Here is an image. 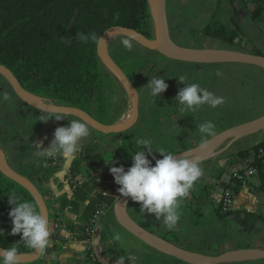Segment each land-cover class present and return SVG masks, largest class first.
Wrapping results in <instances>:
<instances>
[{
  "label": "crops",
  "instance_id": "obj_1",
  "mask_svg": "<svg viewBox=\"0 0 264 264\" xmlns=\"http://www.w3.org/2000/svg\"><path fill=\"white\" fill-rule=\"evenodd\" d=\"M252 8L251 0H166L169 35L175 43L185 47L233 49L264 55V11L254 18ZM211 18L219 19L229 29L237 28L238 36L226 41L203 35L201 32ZM124 39L132 43L131 51L121 43ZM106 48L138 91V119L123 135L106 136L85 119L69 116V119L86 122L91 135L83 141L81 151L74 158L60 157L58 166L50 160L35 157L32 142L43 141L45 145L55 129L67 126L69 121L54 118L47 123L39 121L40 110L23 102L11 82L0 72V157L37 187L48 210L50 246L39 264H91L87 253L90 244L101 264H119L121 258H124V264H131L127 259L130 254L138 256L144 264H186L154 251L139 240L124 242L125 247L117 243L112 232L118 229L121 236V230L126 231L113 214V204L120 195L112 205L105 203L107 210L93 227L92 236L82 232V226L86 224L82 206L100 191L103 178L108 177L114 182L109 171L113 164H132L130 152L138 147L135 144L138 139L149 138L154 154L162 158L155 150L177 153L199 144L202 138L196 127L204 122L206 114L217 120V126L222 118L228 124L225 128L263 114L264 70L238 62L199 64L168 58L152 64L143 46L129 37L115 38L107 42ZM217 69L222 72L221 76L215 74ZM157 75L165 76L169 85L161 98H153L146 86L150 78ZM179 75L187 77L186 83H199L224 97L225 104L217 108L204 105L180 117L174 98L185 84L178 81ZM5 92L10 97L8 100L2 99ZM122 114L118 120L122 119ZM262 140L264 129L228 140L201 161L204 175L182 203V216L176 230H167L162 221L143 213L139 203L132 200L127 204L129 215L154 233L166 234L168 241L195 252L218 254L247 248L264 250V188H260V176L258 172L244 179L231 176L232 171L243 170L254 160L251 151L244 158L238 157L237 152ZM88 144H97L100 151L114 153L112 162L87 173L89 165L83 156ZM68 169L74 178L81 180L75 190L68 182ZM86 183L92 190L83 199L82 206L75 208L71 202L77 198L79 190H84ZM226 188L232 189L233 199L229 211L222 212L219 203ZM54 223L57 227H53ZM106 238L118 249L106 246ZM226 264H264V259Z\"/></svg>",
  "mask_w": 264,
  "mask_h": 264
},
{
  "label": "trees",
  "instance_id": "obj_2",
  "mask_svg": "<svg viewBox=\"0 0 264 264\" xmlns=\"http://www.w3.org/2000/svg\"><path fill=\"white\" fill-rule=\"evenodd\" d=\"M251 3V14L255 18L264 11V3L261 0H251ZM111 26L132 28L151 38L149 0H0V64L11 70L27 92L55 105L77 107L101 123L113 124L116 120L112 116L114 105L120 101L124 104L125 89L97 54L98 38ZM77 32L95 33L97 39L83 43L75 37ZM201 33L226 41H232L239 34L237 28L229 29L216 18H211ZM66 38L71 40L70 45L64 42ZM143 50L152 64L166 59L145 46ZM105 135L120 136L123 132ZM260 148H264V140L240 149L236 155L244 158ZM84 149L83 159L89 165L87 173L106 165L115 155L100 151L97 144H88ZM120 165L127 169L131 163ZM251 165L260 176V188H264V156H255ZM101 181L100 191L86 206L81 203L92 190L88 183L71 202L75 208L83 207L86 224L82 232L85 234L96 208L101 203L112 205L120 195L117 184L111 179L105 177ZM12 192L37 204L27 188L0 170V229L5 230V235L0 236V247L15 246L18 254H30L34 250L24 246L21 234L11 235L8 195ZM262 220L264 222V218ZM161 237L168 240L166 234ZM47 251L48 248L44 254ZM44 254L25 264H39ZM92 263L101 264L97 258Z\"/></svg>",
  "mask_w": 264,
  "mask_h": 264
},
{
  "label": "clouds",
  "instance_id": "obj_3",
  "mask_svg": "<svg viewBox=\"0 0 264 264\" xmlns=\"http://www.w3.org/2000/svg\"><path fill=\"white\" fill-rule=\"evenodd\" d=\"M83 43H88L91 39H97L96 34L85 35L77 32L75 36ZM65 43L71 44L70 39H65ZM123 46L129 51L132 50V43L128 39L121 41ZM217 76L222 72L217 69ZM178 81L185 84L179 88L175 101L178 104L180 117L186 113L195 112L204 105L217 108L225 104V98L217 96L213 92L202 87L199 83H186L187 77L179 75ZM150 89L153 98L160 97L167 90L169 85L165 82V76L157 75L151 77L146 85ZM8 93H3L2 99L8 100ZM156 102V101H154ZM39 121L47 123L50 119L56 121L67 119V126H58L47 147L43 141H33V153L37 158H44L46 161L60 156L64 159L74 158L82 149L83 141L90 137L91 132L88 124L80 119H69V114L62 108L53 107L48 110H40ZM215 123L206 121L197 125V130L201 134V147H204L207 138L215 136ZM138 146L131 153L132 164L127 169L123 166L113 164L109 171L114 178V182L119 185L120 197L127 198L140 205V210L154 216L158 221H162L163 226L169 230H176L181 220L182 203L189 197L195 183L204 175V168L201 166L199 157L190 154L173 153L164 149L155 150L162 158H157L153 152L152 142L149 138H140L135 141ZM147 150V154L146 151ZM151 157V159H149ZM153 161L155 163L153 164ZM112 159L106 161L111 163ZM8 204L11 206L8 215L11 219V235L21 234L20 241L24 246L33 249L40 254H44L50 246L49 219L33 201L23 200V198L12 192L8 195ZM5 235V230L0 229V236ZM120 240V236H116ZM131 264H136V256L129 255L127 258ZM20 256L17 247L0 249V264H19ZM119 264H124V258Z\"/></svg>",
  "mask_w": 264,
  "mask_h": 264
},
{
  "label": "water",
  "instance_id": "obj_4",
  "mask_svg": "<svg viewBox=\"0 0 264 264\" xmlns=\"http://www.w3.org/2000/svg\"><path fill=\"white\" fill-rule=\"evenodd\" d=\"M149 7L151 12V23L153 26V35L151 38L144 36L132 28L111 26L99 36L97 41V54L100 61L119 80L131 100L132 116L121 125L101 123L82 109L74 106L51 105L47 103L37 104L31 99V96L35 95L27 92L20 85L11 70L0 64V72L7 77L17 96L26 104L39 110H48L53 107L62 108V110H66L68 112L69 116L85 119L91 126L105 135L119 134L128 130L135 124L139 114L138 91L128 78L127 74L111 58L106 48L105 42L108 37L113 34H120L129 37L140 43L142 46L155 50L164 57L174 61L199 64L238 62L253 65L264 70V55L261 54L248 53L233 49L192 48L175 43L169 35L166 15V0H149ZM40 99L43 100V98ZM262 129H264V113L252 120L226 127L218 131L215 136L207 138V142L204 147H201L200 142L191 148L177 153L178 155L190 154L193 157H199L202 161L216 152L228 140L236 139ZM0 170L17 181L19 184L23 185L32 193L40 211L49 219L47 206L37 187L29 179L13 170L1 158ZM124 199L125 198L119 196L113 204V214L116 221L133 237L158 253L172 257L186 264H226L264 259V250L257 248L239 249L221 252L218 254H204L183 248L175 243L163 239L159 234L154 233L133 219L127 211V204L131 199L127 198V203L124 202ZM0 249L2 248L0 247ZM19 256V264H25L35 261L41 256V254L34 250L30 254H19Z\"/></svg>",
  "mask_w": 264,
  "mask_h": 264
},
{
  "label": "built area",
  "instance_id": "obj_5",
  "mask_svg": "<svg viewBox=\"0 0 264 264\" xmlns=\"http://www.w3.org/2000/svg\"><path fill=\"white\" fill-rule=\"evenodd\" d=\"M53 137V136H52ZM51 137V139H52ZM50 140H48L46 143H45V147H47L50 143ZM253 154H254V158L255 156H259V157H262L264 156V148H260L257 150V152H254L253 151ZM60 156H57L56 158L54 159H51V163L53 165H59L60 164ZM257 173V169L255 166L253 165H249L247 168L243 169V170H234L232 171L231 173V176L232 177H235L237 179H244V178H247V177H250L254 174ZM66 175H67V179H68V182L71 184L72 188L75 190L77 189V187H79L80 183H81V180L78 179V178H74L72 176V173L71 171L68 169L66 170ZM232 199H233V191L231 188H226L223 193H222V196L220 198V203H219V208L222 212H228L229 209H230V206H231V203H232ZM107 210V205L105 203H101L97 209L94 211V214L93 216L90 218V221L87 223V228H86V235H91L93 234V227L95 226V224L97 223L98 220H100V218L103 217V215L105 214V211ZM57 223H54L53 224V227H57ZM104 244L108 247H111L112 249H118L117 245L111 241L110 239L106 238L104 240ZM91 245V244H90ZM90 245H87V253L89 252V255H88V259H90V263H92L93 260L96 259V256L94 255L93 251H92V248ZM135 256V255H134ZM137 260H136V264H144L143 262H141L139 260V257L136 256Z\"/></svg>",
  "mask_w": 264,
  "mask_h": 264
},
{
  "label": "rangeland",
  "instance_id": "obj_6",
  "mask_svg": "<svg viewBox=\"0 0 264 264\" xmlns=\"http://www.w3.org/2000/svg\"><path fill=\"white\" fill-rule=\"evenodd\" d=\"M126 38V37H123V35H120V34H113L111 36L108 37V42H112V40H114L115 38ZM125 93L123 95L122 93V99L124 100V104L120 101V103H116L114 105V112L112 113V116L117 119L115 120V122L113 123V125H121L123 124L124 122H126L128 119H127V116L129 115L130 117L132 116V108H131V100H130V97L128 95V93L126 92V90H124ZM42 103H47V104H51L52 103L46 99H41ZM121 113H124L121 117L122 119L118 120V118L120 117ZM206 114V113H205ZM206 121H213L215 123V133H217L218 131L222 130L225 128V126H227L228 124L226 122L223 121L222 118L219 119V123H218V126H217V120L215 119H211L210 115L209 114H206L205 117H204V122ZM253 136V135H252ZM253 138V137H251ZM115 232H112V236H114V238L116 239V236L119 235L118 234V229L114 230ZM122 232V235L120 236V240H117V243H121V245H123L125 247V244H127V242H129V240L131 241H136L137 239L135 237H133L130 233H128L127 231H124V230H121ZM125 237V240L122 239ZM125 242V244H124ZM125 249V248H124ZM127 249V248H126ZM125 249V250H126Z\"/></svg>",
  "mask_w": 264,
  "mask_h": 264
},
{
  "label": "bare ground",
  "instance_id": "obj_7",
  "mask_svg": "<svg viewBox=\"0 0 264 264\" xmlns=\"http://www.w3.org/2000/svg\"><path fill=\"white\" fill-rule=\"evenodd\" d=\"M107 42H108V40H106V44H107ZM31 99L35 102V103H37V104H41L42 103V101H41V99L39 98V97H37V96H31ZM123 115V114H122ZM1 158V157H0Z\"/></svg>",
  "mask_w": 264,
  "mask_h": 264
}]
</instances>
